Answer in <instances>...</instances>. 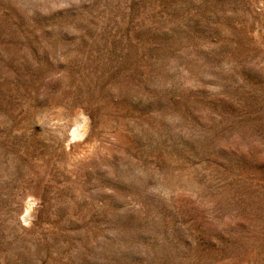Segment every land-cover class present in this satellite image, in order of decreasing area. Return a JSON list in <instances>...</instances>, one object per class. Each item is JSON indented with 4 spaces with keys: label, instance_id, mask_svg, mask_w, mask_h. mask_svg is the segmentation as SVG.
<instances>
[{
    "label": "rangeland",
    "instance_id": "374dc122",
    "mask_svg": "<svg viewBox=\"0 0 264 264\" xmlns=\"http://www.w3.org/2000/svg\"><path fill=\"white\" fill-rule=\"evenodd\" d=\"M0 264H264V0H0Z\"/></svg>",
    "mask_w": 264,
    "mask_h": 264
}]
</instances>
